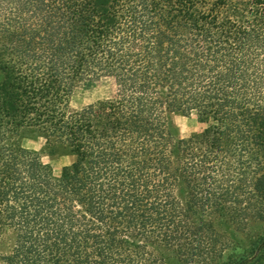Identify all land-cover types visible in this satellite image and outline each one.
Returning a JSON list of instances; mask_svg holds the SVG:
<instances>
[{
    "label": "trees",
    "instance_id": "trees-1",
    "mask_svg": "<svg viewBox=\"0 0 264 264\" xmlns=\"http://www.w3.org/2000/svg\"><path fill=\"white\" fill-rule=\"evenodd\" d=\"M24 139L74 161L55 176ZM252 222L264 0H0V264H264Z\"/></svg>",
    "mask_w": 264,
    "mask_h": 264
},
{
    "label": "rangeland",
    "instance_id": "rangeland-1",
    "mask_svg": "<svg viewBox=\"0 0 264 264\" xmlns=\"http://www.w3.org/2000/svg\"><path fill=\"white\" fill-rule=\"evenodd\" d=\"M116 86L110 79H101L99 81L86 82L79 85L73 92L70 98V108L80 110L90 104L100 100L109 99L114 96ZM172 124L176 129V134L179 139H188L194 134L201 132L206 128V125L200 124L194 114L183 117L173 116ZM25 146L36 149L41 156L44 164L51 166L53 172L57 176L60 169L69 163L68 159H60L59 157H49L47 154L40 151V143H26ZM264 233V224L252 222L247 228L249 237H256Z\"/></svg>",
    "mask_w": 264,
    "mask_h": 264
},
{
    "label": "crops",
    "instance_id": "crops-1",
    "mask_svg": "<svg viewBox=\"0 0 264 264\" xmlns=\"http://www.w3.org/2000/svg\"><path fill=\"white\" fill-rule=\"evenodd\" d=\"M38 142L40 143V151H42L43 146H44V142H43L42 140H40V139H36V140L24 139V140L21 142V144H22L23 148H25V149H29V150H33V151L38 152V151H37L36 149H34V148H30V147L25 146L26 143H38ZM59 158H60V159H68V160H69V163L66 164V165H64V166L60 169V171L58 172L57 176L60 175V173H61V171H62V169H63L64 167L70 166V165L73 163V161H74V158L71 157V156H62V157H59ZM53 174L55 175L54 172H53ZM55 176H56V175H55Z\"/></svg>",
    "mask_w": 264,
    "mask_h": 264
}]
</instances>
